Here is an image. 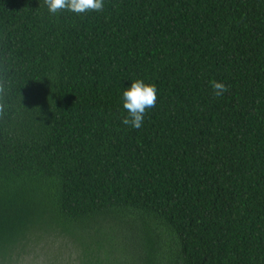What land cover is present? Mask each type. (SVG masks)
<instances>
[{
	"label": "trees",
	"instance_id": "16d2710c",
	"mask_svg": "<svg viewBox=\"0 0 264 264\" xmlns=\"http://www.w3.org/2000/svg\"><path fill=\"white\" fill-rule=\"evenodd\" d=\"M42 5L0 0V264H264V0Z\"/></svg>",
	"mask_w": 264,
	"mask_h": 264
},
{
	"label": "clouds",
	"instance_id": "9594fccd",
	"mask_svg": "<svg viewBox=\"0 0 264 264\" xmlns=\"http://www.w3.org/2000/svg\"><path fill=\"white\" fill-rule=\"evenodd\" d=\"M43 7L51 16L69 11L77 15L87 12H100L104 8V0H43ZM211 87L216 97H221L228 91V86L220 81H211ZM4 88L0 86V120L8 115L9 105L3 100ZM157 89L154 84L142 79L133 80L130 87L123 91V108L127 115L122 118V124L139 129L144 122L148 109L155 107Z\"/></svg>",
	"mask_w": 264,
	"mask_h": 264
}]
</instances>
